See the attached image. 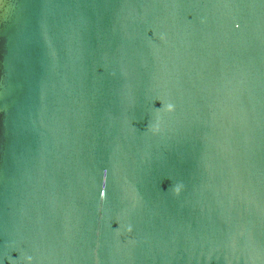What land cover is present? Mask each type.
Returning a JSON list of instances; mask_svg holds the SVG:
<instances>
[{"label": "water", "instance_id": "obj_1", "mask_svg": "<svg viewBox=\"0 0 264 264\" xmlns=\"http://www.w3.org/2000/svg\"><path fill=\"white\" fill-rule=\"evenodd\" d=\"M28 257L264 264V0H0V264Z\"/></svg>", "mask_w": 264, "mask_h": 264}, {"label": "clouds", "instance_id": "obj_2", "mask_svg": "<svg viewBox=\"0 0 264 264\" xmlns=\"http://www.w3.org/2000/svg\"><path fill=\"white\" fill-rule=\"evenodd\" d=\"M237 28H239V25H237ZM163 110L165 112L171 114V113H174L175 108H174V106L171 103H168V104L164 105V109ZM151 130L153 132H159L160 131L159 125H157L156 127L152 128ZM107 178H108V173L105 172V174H104L105 192H106V187H107ZM182 191H183V185H178V186L175 187V194L177 196H179ZM102 196H103V198H106V195L102 194ZM127 230L130 233L132 231L131 226H129ZM27 264H33V261H32L31 257L27 258Z\"/></svg>", "mask_w": 264, "mask_h": 264}]
</instances>
